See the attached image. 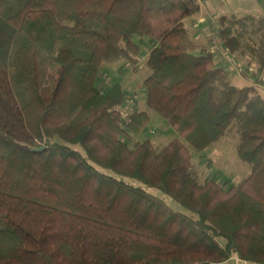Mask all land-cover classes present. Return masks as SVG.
Listing matches in <instances>:
<instances>
[{
    "label": "trees",
    "instance_id": "16d2710c",
    "mask_svg": "<svg viewBox=\"0 0 264 264\" xmlns=\"http://www.w3.org/2000/svg\"><path fill=\"white\" fill-rule=\"evenodd\" d=\"M200 3L0 0V264H264V95L195 40ZM217 26L264 72V15ZM146 39V102L180 134L166 144L133 140L152 115L100 76ZM229 135L249 174L204 177L195 153Z\"/></svg>",
    "mask_w": 264,
    "mask_h": 264
},
{
    "label": "rangeland",
    "instance_id": "374dc122",
    "mask_svg": "<svg viewBox=\"0 0 264 264\" xmlns=\"http://www.w3.org/2000/svg\"><path fill=\"white\" fill-rule=\"evenodd\" d=\"M224 3L225 1L217 3L215 2V5L217 6V9H221V5H224ZM260 8L264 9V2H260ZM209 14L211 15V13H208V19L210 18ZM241 14L245 15V13L242 12ZM187 24L188 26L190 25V29L194 30V23L192 24L188 21ZM194 33H196L195 30ZM196 41L198 42L199 40ZM148 42L149 40L146 39L145 44L142 45L143 54L136 67H134V65L130 63H126L123 67L124 61L108 63L104 64V66L102 67V75L100 76L106 78L107 85L120 83L123 88L127 92H129L130 96L134 98L133 102H135V104L137 103L138 105L137 107H133L135 104H133L132 106L131 103L133 102L128 99V101L123 105L122 108L128 109V111L129 109L133 110L135 108H138L140 110H148L152 115V121L147 129L140 133L133 134V140H143L146 138H150L157 144H166L173 138L180 137V134L172 127L167 128V126L159 124L157 122L159 116L155 113V111L149 108L146 102L144 79L149 74V68L145 64V58L147 56V49L149 46L147 45ZM210 50H212V45H210ZM194 53L203 54L200 49L195 50ZM213 56L215 58H218L217 55ZM216 61L218 62L219 58ZM237 68L239 69L238 74L240 76H243L242 78L244 79L245 77L253 78L255 76V82L257 81L259 83L256 85L264 95V72H259L256 65H247L245 59H243L241 56L239 66ZM249 82H253V80L248 81V83ZM234 83L240 86L246 84V82L243 83V81L241 80H237L236 82L234 81ZM151 129H155V132L152 133ZM73 145L76 149L85 154L84 149L80 144ZM194 160L197 168L201 171L204 177L213 178L220 183H224L226 181L239 182L250 172V168L248 167V165L241 162V160L238 158L236 151V138L233 135L225 136L218 144L211 146L200 153H195ZM99 168L101 170L108 171V169H105L102 166ZM129 180L133 184H141L136 179L129 178ZM151 191L159 196L166 197L165 194L159 189L154 188L151 189ZM167 200L175 208H181L179 204H177L173 199L167 197Z\"/></svg>",
    "mask_w": 264,
    "mask_h": 264
},
{
    "label": "crops",
    "instance_id": "0c3cea01",
    "mask_svg": "<svg viewBox=\"0 0 264 264\" xmlns=\"http://www.w3.org/2000/svg\"><path fill=\"white\" fill-rule=\"evenodd\" d=\"M224 5H221V9H217V6L215 5V2H224ZM260 2H264V0H203L201 2V8L199 14H197L194 17H191L187 20V23H194V30L196 33H194V30H192L195 40H199L198 43L200 45H203L206 49L207 54L215 55L213 54L212 50H210V37L212 34V20H218V17L224 14H238L242 15V13L247 14H254V15H264V9L260 8ZM252 5V6H251ZM208 13L209 19L207 18ZM212 16V17H211ZM190 26V25H189ZM199 37V38H198ZM218 58H215L217 60ZM233 81L241 80L243 83H248L250 80H255L254 77H245L240 76L238 74V71L236 69L233 70ZM102 77V76H101ZM133 97H131V102H133ZM136 101V100H135ZM137 102V101H136ZM132 106L135 104V102L131 103ZM137 103L133 107H137ZM157 122L159 124H162L164 126H169L166 124V122L158 117ZM210 264H257L254 262H250L247 260H244L238 256H232L229 259L218 262V263H210Z\"/></svg>",
    "mask_w": 264,
    "mask_h": 264
},
{
    "label": "built area",
    "instance_id": "2783aa9c",
    "mask_svg": "<svg viewBox=\"0 0 264 264\" xmlns=\"http://www.w3.org/2000/svg\"><path fill=\"white\" fill-rule=\"evenodd\" d=\"M198 1L203 2V0ZM210 45H212V52L215 53L219 58V64L226 67L230 71L236 69L239 72V69L237 67L240 63V55L233 52L228 46H226L221 35L219 34L216 20H212V34L210 37ZM102 84L107 85L106 78L102 79ZM129 99L131 101V96L129 97ZM151 131L152 133H154L155 129H151Z\"/></svg>",
    "mask_w": 264,
    "mask_h": 264
}]
</instances>
